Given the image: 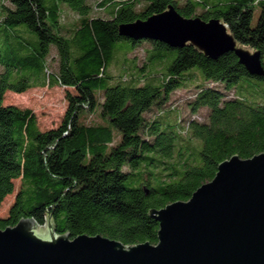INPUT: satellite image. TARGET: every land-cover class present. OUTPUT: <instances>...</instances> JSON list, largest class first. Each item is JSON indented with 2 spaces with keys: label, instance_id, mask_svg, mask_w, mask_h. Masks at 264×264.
Masks as SVG:
<instances>
[{
  "label": "trees",
  "instance_id": "obj_1",
  "mask_svg": "<svg viewBox=\"0 0 264 264\" xmlns=\"http://www.w3.org/2000/svg\"><path fill=\"white\" fill-rule=\"evenodd\" d=\"M61 3L77 15L68 27L60 21ZM97 6L106 17L93 16L86 0H0V204L19 180L0 229L26 217L42 225L49 216L55 231L70 238L155 244L150 209L188 200L231 156L264 152V76L250 74L233 53L212 60L191 45L173 49L120 36L118 27L168 6L184 18H216L237 45L259 52L264 71V0ZM141 45L148 46L142 67L110 73L117 53ZM44 86L66 90L57 127L40 130L30 109L3 104L8 91ZM189 86L196 88L189 111L205 109L201 120L165 108L173 92ZM86 115L100 122L88 123Z\"/></svg>",
  "mask_w": 264,
  "mask_h": 264
},
{
  "label": "water",
  "instance_id": "obj_2",
  "mask_svg": "<svg viewBox=\"0 0 264 264\" xmlns=\"http://www.w3.org/2000/svg\"><path fill=\"white\" fill-rule=\"evenodd\" d=\"M120 36L173 49L191 45L208 59L233 53L252 75L264 76L258 51L237 45L219 19L184 18L172 7L118 27ZM156 243L123 245L101 235L58 234L46 216L0 229V264H264V152L233 155L186 201L148 211Z\"/></svg>",
  "mask_w": 264,
  "mask_h": 264
},
{
  "label": "rangeland",
  "instance_id": "obj_3",
  "mask_svg": "<svg viewBox=\"0 0 264 264\" xmlns=\"http://www.w3.org/2000/svg\"><path fill=\"white\" fill-rule=\"evenodd\" d=\"M87 3L93 8L92 15L99 17H106V14L103 10L98 9L97 3L100 0H86ZM183 1V0H179ZM5 4L7 2L5 1ZM63 4H59L61 11L60 21L64 27H68L73 23L77 15L72 12L67 7H62ZM51 51H55V47L52 45L50 47ZM148 49L147 45H141L136 47L132 52L127 54L117 53L115 59L110 66V73L114 75H120L123 72L133 73L136 68H140L145 64V51ZM174 58V55L173 57ZM46 59L45 63L51 65L52 68L56 67L54 60L48 61ZM1 70V68H0ZM159 71V67H156ZM15 81V80H14ZM32 84L35 85L34 82ZM65 89L58 86L53 87H31L27 91L17 94L10 91L5 93L3 104L4 105H15L19 108L30 109L37 121V126L40 130H47L50 128L57 127L64 115L66 110V100H65ZM69 92H73L72 89H68ZM196 88L194 86H189L187 88H181L173 92L170 96V99L165 106V108H173L178 113L180 119L194 118L196 120L203 119L205 114V109L198 110L197 113L191 114L188 108V103L193 97ZM173 117V114L171 118ZM85 121L88 123L91 122H100L98 117L86 115ZM19 187V180L14 181V191L11 195H8L4 198L3 202L0 204V218L6 217L10 206L13 203L15 194Z\"/></svg>",
  "mask_w": 264,
  "mask_h": 264
}]
</instances>
